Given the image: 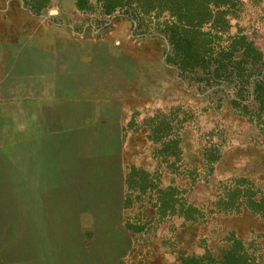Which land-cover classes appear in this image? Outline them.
<instances>
[{"label":"rangeland","instance_id":"374dc122","mask_svg":"<svg viewBox=\"0 0 264 264\" xmlns=\"http://www.w3.org/2000/svg\"><path fill=\"white\" fill-rule=\"evenodd\" d=\"M239 1L228 34L198 40L218 58L227 46L236 49L233 63L223 59L227 73L215 61L180 68L170 59L166 12L153 16L125 4L107 14L96 2L85 12L64 8L72 21L66 24L93 37L80 45L91 49L93 63L116 66L135 99H118L123 129L114 112H94L103 99L80 102L68 114L42 103L47 120L35 118L38 99H0V264H202V251L217 255L216 264L224 257L225 264H264V232L247 230L253 219L240 204L246 194L264 195V0ZM161 122L170 123L169 135L153 131ZM168 139L178 140L176 156L165 152ZM79 142L78 153L86 147L100 154L99 171L111 177L89 206L79 204L70 184ZM133 167L155 187L130 189ZM233 185L241 192L231 210L225 207L233 192L225 191ZM169 186L203 216L192 221L161 210L157 189ZM38 194L55 200L51 213L26 204L20 210ZM235 238L243 257L225 254Z\"/></svg>","mask_w":264,"mask_h":264},{"label":"crops","instance_id":"0c3cea01","mask_svg":"<svg viewBox=\"0 0 264 264\" xmlns=\"http://www.w3.org/2000/svg\"><path fill=\"white\" fill-rule=\"evenodd\" d=\"M64 8L69 12L88 10L79 9L77 0H0V99H38L39 110L34 114L40 120L49 119L48 114L44 117L42 103L55 104L58 112L68 114L69 108L79 109L80 102L103 99L94 112L103 118L114 112V123L123 129L118 99H135L127 90V79L111 63H93L91 49L80 46L91 36H80L67 25L72 21ZM116 55L121 57V52ZM262 213L247 208L245 215L254 222L248 231L264 232ZM207 253L211 254L200 253V263L216 264L212 262L218 256Z\"/></svg>","mask_w":264,"mask_h":264},{"label":"trees","instance_id":"16d2710c","mask_svg":"<svg viewBox=\"0 0 264 264\" xmlns=\"http://www.w3.org/2000/svg\"><path fill=\"white\" fill-rule=\"evenodd\" d=\"M99 4L102 10L109 14L119 7H123L125 4H136L141 11L146 14L153 16H161L165 12L168 15L166 23L165 32L169 37L170 44L172 46V56L170 59H174L176 64L181 67L201 65L205 68L211 65L212 62H216L217 68L227 69L226 64H224V58L227 63H233L232 58L234 57V52L236 49L227 46L226 49L222 51L221 55L223 58H218L213 56L214 51H208V49H201L198 40L200 37H209L210 41H214L215 37L222 34H228L230 32V21L237 17L234 13L235 6L237 3L240 4L239 0H94ZM95 3V4H96ZM77 5L79 9H92L94 5L91 0H77ZM207 28V30H205ZM161 30V29H160ZM163 32V30L161 31ZM238 33V32H236ZM208 35V36H205ZM246 59H249L250 55L244 50ZM255 61V60H254ZM228 72V69L226 73ZM263 88L260 85H256V91H262ZM262 103V99L260 100ZM263 104V103H262ZM164 126V127H162ZM167 130V135H169L170 123L161 122L153 131H163ZM166 138V137H165ZM153 141L162 140L161 137L150 136ZM169 142L165 149V152L173 153L174 156L178 153L176 151L178 146L177 141L164 140L163 145L165 148L166 143ZM171 144V145H170ZM167 153V152H166ZM170 155V154H169ZM131 169L127 177V185L130 189L135 190L137 187L141 189L142 192H146L149 186L155 187L152 183L150 184V179L148 173L145 171L137 172ZM138 178V179H137ZM158 201H160V209H165L167 212H178L179 215L184 216L186 220L196 221L203 216L200 209H198L193 204L189 203H179V198H176L177 191L175 187L169 186L165 189H157ZM231 195L230 202H227L226 209H237V206L233 202L234 199L237 200L238 194H240L241 189L236 185L229 186L226 188L225 194ZM245 200H242L240 204H246L248 208L253 211L263 212L264 215V195L259 198L254 199L249 194ZM235 245L230 247L225 253L234 257H243V253L238 252L236 248H243L242 242L240 240H234ZM236 247V248H235ZM238 254V255H237ZM226 257L222 259V263L225 264Z\"/></svg>","mask_w":264,"mask_h":264},{"label":"bare ground","instance_id":"6f19581e","mask_svg":"<svg viewBox=\"0 0 264 264\" xmlns=\"http://www.w3.org/2000/svg\"><path fill=\"white\" fill-rule=\"evenodd\" d=\"M81 143L83 142H79V145L78 146L76 145L77 148L73 150L75 151V153L73 156V168L72 169L74 171V175L76 176V178L73 179L71 177L72 179L70 180V184L72 183L74 188H76L77 190L79 204L83 206H89L92 203L93 196H95V195H92V193H94V191H97V190L104 191L105 188L103 187V184L107 182L108 180L110 181L111 177L108 176L107 174L108 167H105L107 171L104 172L103 174L104 177H106V179L103 178L102 171L101 172L99 171L101 170L100 165L104 161V158H102L100 154L99 155H96L95 153L93 154V152L90 149L88 150L86 147L82 148L81 154L78 153L79 146ZM71 146H72V143H71ZM63 182L65 183V180H63ZM54 202L52 200H47L46 197H43L40 194H38L37 197L27 198L26 203H24V205L22 203V207H20V210L23 211V208L25 207V204H26L27 206L31 207L35 211H38L44 208L46 209L47 213H51L52 210L55 209ZM70 211H71V214H73V210L71 209ZM35 214H40V213H35ZM57 247H61V248L63 247L60 241H58ZM56 254L58 255L57 252ZM65 257H68V256H65Z\"/></svg>","mask_w":264,"mask_h":264}]
</instances>
